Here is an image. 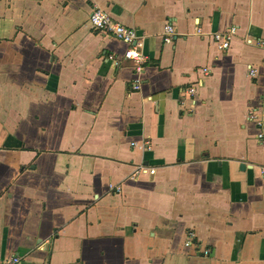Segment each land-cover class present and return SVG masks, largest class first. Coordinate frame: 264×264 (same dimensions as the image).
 <instances>
[{
  "label": "crops",
  "instance_id": "crops-1",
  "mask_svg": "<svg viewBox=\"0 0 264 264\" xmlns=\"http://www.w3.org/2000/svg\"><path fill=\"white\" fill-rule=\"evenodd\" d=\"M94 5L136 30L138 90L130 61L106 59L126 45L89 28ZM256 39L264 0H0V260L264 264V146L245 117L263 89ZM137 164L153 174L130 178ZM190 231L207 256L183 246Z\"/></svg>",
  "mask_w": 264,
  "mask_h": 264
},
{
  "label": "built area",
  "instance_id": "built-area-1",
  "mask_svg": "<svg viewBox=\"0 0 264 264\" xmlns=\"http://www.w3.org/2000/svg\"><path fill=\"white\" fill-rule=\"evenodd\" d=\"M87 23L89 28L97 33L103 35H109L112 38L124 43L126 48L121 54L110 53L106 55V59L109 60L114 67H119L123 61L131 62V74L132 79L130 82L131 90H138L140 87V75L144 70L146 65V57L141 51V42L137 40V33L133 27L123 25L115 20H113L109 14L102 10L97 6H93L90 9V12L87 17ZM199 32V29H196ZM236 27L231 25L226 27L224 30L216 31L211 33L210 38L216 49L219 51H225L229 47L230 41L235 35ZM173 37V26L170 23H166L163 26L161 38L163 42L171 41ZM254 45L256 46H264V40L256 39L254 40ZM262 80H263V89L260 95V99L256 106H250L245 111L246 120L251 122L255 126V134L254 140L257 144L264 146V60L262 62ZM210 70L207 67H202L200 69V74L202 77L198 78L194 85H190L185 87L183 92L188 96H193L195 92L196 86L200 85L203 78L209 74ZM247 75L250 78H255L257 73L256 69L253 67H249L247 71ZM148 143L141 142L137 144L136 142H130V146L135 147L138 146L140 149H144L147 147ZM259 171L261 174H264V167H260ZM154 172V168L146 167L142 164H137L132 173L130 174V178H137L140 175L148 174L152 175ZM120 184H108L109 191H114L116 193L120 192ZM193 232H187L185 240L183 242V246L187 248H192L198 254L202 256H207L209 254L208 248H201L196 240H194ZM20 257L16 254H12L11 256L1 259L0 264H19Z\"/></svg>",
  "mask_w": 264,
  "mask_h": 264
}]
</instances>
